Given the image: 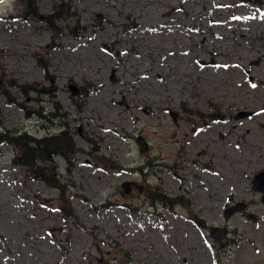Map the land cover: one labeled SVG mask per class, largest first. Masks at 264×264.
Here are the masks:
<instances>
[{
  "label": "rangeland",
  "instance_id": "374dc122",
  "mask_svg": "<svg viewBox=\"0 0 264 264\" xmlns=\"http://www.w3.org/2000/svg\"><path fill=\"white\" fill-rule=\"evenodd\" d=\"M36 1L41 19L20 0L0 17V135L67 125L72 215L0 139V264H264V0Z\"/></svg>",
  "mask_w": 264,
  "mask_h": 264
},
{
  "label": "trees",
  "instance_id": "16d2710c",
  "mask_svg": "<svg viewBox=\"0 0 264 264\" xmlns=\"http://www.w3.org/2000/svg\"><path fill=\"white\" fill-rule=\"evenodd\" d=\"M256 2V0H254ZM20 4L23 5L24 9V19L40 18L37 1L36 0H20ZM66 11L63 9V5L55 7L54 12L51 15L45 16L43 22L46 24V27L51 29L55 33L58 28H56L55 23L61 21L65 15ZM41 19V18H40ZM82 33V29L76 31L73 29L71 35L76 39L79 34ZM46 69V67L44 68ZM24 94L27 95L28 91H33L36 93V102H40V99L44 96H48L51 99L56 97L54 87L44 88V87H28L23 89L22 86H18ZM14 101H9L8 104H14ZM57 106V104H56ZM22 107V106H20ZM56 117V116H55ZM63 116H57L56 119H61ZM213 117V116H212ZM214 118V117H213ZM63 128L58 133L49 134L39 138L30 136L26 133L19 134H4L0 135L2 143H8L13 145L16 150V155L13 159V164L19 167H24L35 180L42 181L47 185L56 188L59 190V210L68 217L72 215L69 211V202L66 196V190L63 185L60 184V179L58 176V169L54 163L55 157H61L66 161L67 169L70 172V167L73 162L72 157L77 152L75 148V143L73 141L72 133L68 129L66 124L60 126ZM44 163L46 165H39ZM165 194L161 193L160 202L164 207H172L171 199L165 198ZM154 199V198H153ZM179 201H176L175 204H179ZM201 224L197 221V225ZM201 227V226H200Z\"/></svg>",
  "mask_w": 264,
  "mask_h": 264
},
{
  "label": "water",
  "instance_id": "95a60500",
  "mask_svg": "<svg viewBox=\"0 0 264 264\" xmlns=\"http://www.w3.org/2000/svg\"><path fill=\"white\" fill-rule=\"evenodd\" d=\"M7 1H9V0H3V2H0V5L7 2ZM72 89L75 91L74 88H72ZM249 115H251V114L239 113L237 118H243V117H246ZM171 117H172L173 122L176 123L178 115L175 113H171ZM136 143L139 146V150H140L141 154L147 152L148 145L143 140V138L137 137ZM131 186H132L131 182H123L121 184V188L123 190V193L126 195L130 194ZM252 189H253V191L261 194V203L264 206V172H260L254 176L253 181H252ZM244 208H245V205L242 203H239L234 207H230L224 212V218L227 219L232 214L244 210ZM209 235L215 243H219L223 239L224 229L218 228V227H210L209 228Z\"/></svg>",
  "mask_w": 264,
  "mask_h": 264
},
{
  "label": "bare ground",
  "instance_id": "6f19581e",
  "mask_svg": "<svg viewBox=\"0 0 264 264\" xmlns=\"http://www.w3.org/2000/svg\"><path fill=\"white\" fill-rule=\"evenodd\" d=\"M14 2H15V0H9V1L0 5V17L2 15L5 16V15H8L11 13Z\"/></svg>",
  "mask_w": 264,
  "mask_h": 264
},
{
  "label": "snow or ice",
  "instance_id": "6c2138e0",
  "mask_svg": "<svg viewBox=\"0 0 264 264\" xmlns=\"http://www.w3.org/2000/svg\"><path fill=\"white\" fill-rule=\"evenodd\" d=\"M0 2H3V0H0ZM253 87H255V85H252Z\"/></svg>",
  "mask_w": 264,
  "mask_h": 264
}]
</instances>
